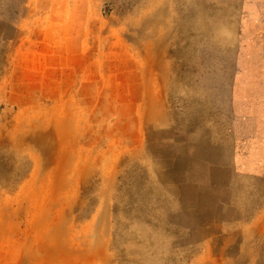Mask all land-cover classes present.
Returning a JSON list of instances; mask_svg holds the SVG:
<instances>
[{"label": "rangeland", "instance_id": "obj_1", "mask_svg": "<svg viewBox=\"0 0 264 264\" xmlns=\"http://www.w3.org/2000/svg\"><path fill=\"white\" fill-rule=\"evenodd\" d=\"M0 264H264V0H0Z\"/></svg>", "mask_w": 264, "mask_h": 264}, {"label": "bare ground", "instance_id": "obj_2", "mask_svg": "<svg viewBox=\"0 0 264 264\" xmlns=\"http://www.w3.org/2000/svg\"><path fill=\"white\" fill-rule=\"evenodd\" d=\"M261 56H262V55H261ZM262 58H263V57H262ZM154 115H155V113L150 111L149 116L151 117V116H154ZM200 181H201V180H200Z\"/></svg>", "mask_w": 264, "mask_h": 264}]
</instances>
